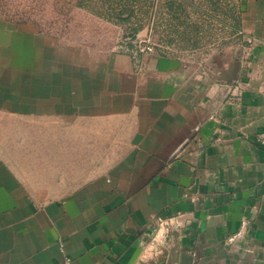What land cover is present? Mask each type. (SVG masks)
I'll use <instances>...</instances> for the list:
<instances>
[{
	"label": "crops",
	"instance_id": "0c3cea01",
	"mask_svg": "<svg viewBox=\"0 0 264 264\" xmlns=\"http://www.w3.org/2000/svg\"><path fill=\"white\" fill-rule=\"evenodd\" d=\"M239 9L205 64L0 18V264H264V0Z\"/></svg>",
	"mask_w": 264,
	"mask_h": 264
},
{
	"label": "rangeland",
	"instance_id": "374dc122",
	"mask_svg": "<svg viewBox=\"0 0 264 264\" xmlns=\"http://www.w3.org/2000/svg\"><path fill=\"white\" fill-rule=\"evenodd\" d=\"M239 8L240 0H1L0 18L52 39L118 50L143 41L152 53L205 64L227 48H242Z\"/></svg>",
	"mask_w": 264,
	"mask_h": 264
},
{
	"label": "built area",
	"instance_id": "2783aa9c",
	"mask_svg": "<svg viewBox=\"0 0 264 264\" xmlns=\"http://www.w3.org/2000/svg\"><path fill=\"white\" fill-rule=\"evenodd\" d=\"M144 43H147V42L140 41L139 43L136 44L135 49H134L135 53L151 54L153 52L152 47L149 44H144ZM257 141L264 148V132H262L258 136ZM62 264H74V263L70 257L66 256Z\"/></svg>",
	"mask_w": 264,
	"mask_h": 264
},
{
	"label": "trees",
	"instance_id": "16d2710c",
	"mask_svg": "<svg viewBox=\"0 0 264 264\" xmlns=\"http://www.w3.org/2000/svg\"><path fill=\"white\" fill-rule=\"evenodd\" d=\"M139 29H136L134 34H133V39H135V37L137 36L136 34L138 33ZM127 49L128 50H134L135 49V46L132 42H129L128 46H127Z\"/></svg>",
	"mask_w": 264,
	"mask_h": 264
}]
</instances>
